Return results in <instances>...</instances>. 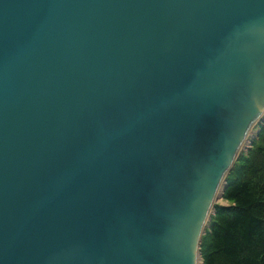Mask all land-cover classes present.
<instances>
[{
    "label": "water",
    "instance_id": "95a60500",
    "mask_svg": "<svg viewBox=\"0 0 264 264\" xmlns=\"http://www.w3.org/2000/svg\"><path fill=\"white\" fill-rule=\"evenodd\" d=\"M263 119L264 0H0V264H199Z\"/></svg>",
    "mask_w": 264,
    "mask_h": 264
},
{
    "label": "trees",
    "instance_id": "16d2710c",
    "mask_svg": "<svg viewBox=\"0 0 264 264\" xmlns=\"http://www.w3.org/2000/svg\"><path fill=\"white\" fill-rule=\"evenodd\" d=\"M224 197L231 203L216 209L202 242L204 264H264V145L239 158Z\"/></svg>",
    "mask_w": 264,
    "mask_h": 264
},
{
    "label": "rangeland",
    "instance_id": "374dc122",
    "mask_svg": "<svg viewBox=\"0 0 264 264\" xmlns=\"http://www.w3.org/2000/svg\"><path fill=\"white\" fill-rule=\"evenodd\" d=\"M263 130H264V119L262 121L258 122L256 124V126L252 129L251 133L249 134L248 139L245 142L243 149L241 150L237 160L235 161L233 168L236 166V163L238 162V160L241 156L249 155L250 151L253 150L258 144L264 145V140H263V133L264 132H263ZM230 172H229V174H230ZM229 174L227 176V181L229 178ZM230 203L231 202L226 197H224V193L220 194V196L217 198L216 203L214 205V209H213L212 214H211V217L208 221L206 230H205L203 237H202L201 248H202V242L208 237V234L210 233V227H211V224L213 222V218L215 216L217 207L220 205H228ZM202 260H201V264H202Z\"/></svg>",
    "mask_w": 264,
    "mask_h": 264
},
{
    "label": "bare ground",
    "instance_id": "6f19581e",
    "mask_svg": "<svg viewBox=\"0 0 264 264\" xmlns=\"http://www.w3.org/2000/svg\"><path fill=\"white\" fill-rule=\"evenodd\" d=\"M220 194H222V191L220 192ZM201 260H202V259L200 258L199 264H201ZM202 264H203V260H202Z\"/></svg>",
    "mask_w": 264,
    "mask_h": 264
}]
</instances>
